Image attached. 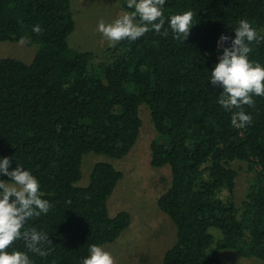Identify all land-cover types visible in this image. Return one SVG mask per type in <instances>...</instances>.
Returning a JSON list of instances; mask_svg holds the SVG:
<instances>
[{
	"label": "trees",
	"instance_id": "trees-1",
	"mask_svg": "<svg viewBox=\"0 0 264 264\" xmlns=\"http://www.w3.org/2000/svg\"><path fill=\"white\" fill-rule=\"evenodd\" d=\"M163 11L165 28L171 15L193 13L184 42L170 28L167 37L150 31L100 57L71 47V0H0V43L27 37L28 46H39L30 62L0 58V160L30 171L52 205L26 224L52 242L43 245L52 249L47 257L27 253L32 264H81L90 245L114 243L131 226L129 212L109 211L124 177L110 159L136 147L142 107L158 135L151 166L168 167L171 176L157 201L176 230L162 264H228L224 250L264 262V97H254L255 108L244 106L252 123L236 129L238 109L226 111L218 103L222 89L210 83L231 43L218 47L222 34L234 39L246 19L264 35V0H166ZM37 24L41 34L32 31ZM252 47L249 59L264 65V41ZM90 153L107 160L85 181ZM240 171L248 182L238 198ZM13 248L27 252L23 240Z\"/></svg>",
	"mask_w": 264,
	"mask_h": 264
},
{
	"label": "clouds",
	"instance_id": "clouds-1",
	"mask_svg": "<svg viewBox=\"0 0 264 264\" xmlns=\"http://www.w3.org/2000/svg\"><path fill=\"white\" fill-rule=\"evenodd\" d=\"M165 3L166 0H126L127 8L132 11L122 12L110 23L100 20L97 31L109 47H115L125 39L136 41L150 31L167 37L168 28L174 39L184 42L190 35L193 13L185 11L171 15L167 19L168 28H165ZM32 31L41 34L43 29L37 24ZM229 40L230 46L223 48L219 62L210 72V83L222 89L218 103L226 111L238 109L231 116L232 127L243 129L252 123V117L245 113L244 106L255 108L254 97H264V65L249 59L252 45L264 41V35L258 33L248 20L241 19L235 28V38L222 34L218 47ZM28 42L27 37L18 41L20 45ZM10 163L8 157L0 160V174L10 178L0 180V264H32L27 253L47 257L52 249H44L43 245H52V242L46 233L26 227V224L41 214L46 215L52 205L41 198V184L35 176L21 166L9 170ZM18 240L24 241L27 252L13 248ZM88 253L81 264H116L113 255L100 245H90Z\"/></svg>",
	"mask_w": 264,
	"mask_h": 264
},
{
	"label": "rangeland",
	"instance_id": "rangeland-1",
	"mask_svg": "<svg viewBox=\"0 0 264 264\" xmlns=\"http://www.w3.org/2000/svg\"><path fill=\"white\" fill-rule=\"evenodd\" d=\"M76 22L75 32L70 36L72 48L103 56L109 48L107 41L97 31L98 23H110L125 10L120 0H71ZM39 46L19 43H0V58H16L32 61ZM143 127L136 147L121 160H113V166L124 175L110 197V214L127 211L132 224L118 240L103 246L116 260V264H162L165 252L175 241V226L168 216L157 207V201L171 184L170 169L151 166L150 145L158 138L151 121L150 112L142 107ZM109 159V158H108ZM103 155L88 154L84 159L85 181L94 165L105 161ZM83 179L79 183L83 182ZM84 181V183H85ZM248 182L247 174L240 171L237 196H244ZM213 234L218 235L216 230ZM222 252V251H221ZM221 256L228 264H264L255 258H244L236 251L224 250Z\"/></svg>",
	"mask_w": 264,
	"mask_h": 264
}]
</instances>
